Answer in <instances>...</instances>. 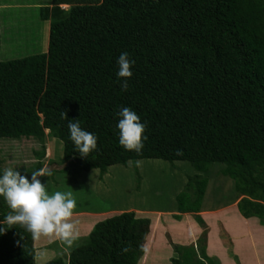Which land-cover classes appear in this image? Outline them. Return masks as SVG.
<instances>
[{
	"label": "trees",
	"instance_id": "trees-1",
	"mask_svg": "<svg viewBox=\"0 0 264 264\" xmlns=\"http://www.w3.org/2000/svg\"><path fill=\"white\" fill-rule=\"evenodd\" d=\"M79 1L40 7V19L49 21L45 52L0 61V140L58 139L59 170L72 184L83 172L98 169L101 177L129 161L188 162L198 173L187 177L173 217L192 214L202 230L194 243L172 244L169 262L219 264L205 251L208 229L198 213L207 178L200 173L223 164L239 213L264 226V0ZM29 26L27 33L37 31ZM122 52L135 61L126 91L116 76ZM124 107L146 123L139 153L118 143ZM70 120L97 136L86 157L69 139ZM34 153L22 175L43 169L44 148ZM10 211L0 198V222ZM150 225L134 211L113 214L96 222L66 260L44 264H138ZM4 227L0 264H34L31 234Z\"/></svg>",
	"mask_w": 264,
	"mask_h": 264
},
{
	"label": "rangeland",
	"instance_id": "rangeland-1",
	"mask_svg": "<svg viewBox=\"0 0 264 264\" xmlns=\"http://www.w3.org/2000/svg\"><path fill=\"white\" fill-rule=\"evenodd\" d=\"M76 2L80 1L76 0ZM61 5L63 8L69 6V4ZM16 7L2 14V26L5 30L0 42V61L40 53L47 49L49 24L47 29H41L42 31H38L40 29L38 24L37 31L32 30L29 35L30 30L27 33L26 28H32L29 26L30 21L37 25L40 21L38 12L30 10L28 14H24L23 10ZM34 33L36 40L35 44L31 45L34 42L32 39ZM42 147L45 152L41 159L43 169L47 166L51 171L49 175L38 177V179L42 183H47L48 193L71 191L73 198L77 201L75 209L96 210L107 215L136 211L142 217L149 218L163 213L164 217L175 219L171 212L178 214L176 197L183 191L187 177L198 173L186 161L140 159L129 161L125 165L116 164L108 167L103 179L98 178V169L83 172L78 182L72 184L68 181L67 175L59 170L63 166L62 143L50 136H45L42 145L36 140L26 138L0 140V158L2 159L0 169L23 170L21 168L27 167L36 160L34 152ZM222 167L223 164L214 163L209 171L200 173L207 178V187L202 200L205 207L223 204L236 195L232 180L220 173ZM154 223H158V218H154ZM154 223L147 238L145 256L139 264L146 260L153 236L159 238L160 244H156L153 250L159 260L153 259L151 264L170 263L166 258L167 254L172 251V244H177L168 233L159 234L157 230L159 225L156 226ZM206 227L208 229L207 224Z\"/></svg>",
	"mask_w": 264,
	"mask_h": 264
},
{
	"label": "crops",
	"instance_id": "crops-1",
	"mask_svg": "<svg viewBox=\"0 0 264 264\" xmlns=\"http://www.w3.org/2000/svg\"><path fill=\"white\" fill-rule=\"evenodd\" d=\"M50 1L51 0H0V25L3 23L2 14L16 6V8L23 10L24 14H28L30 10H34L37 11L39 15L40 7L50 6ZM38 24L40 28H38V31H42L41 29H47V24H49V22L40 19L37 25ZM30 33L31 32H29V35ZM106 172L100 179L106 176ZM97 176L99 178V174ZM232 198V200L216 206L205 207L202 203L198 214L208 226L205 251L208 256L216 257L219 260V264H264V226L259 223L256 217L244 218L241 216L236 206L238 198L236 195H233ZM135 213L137 216H141V214H138L136 211ZM174 214L175 213L171 212V215ZM110 215L113 214L107 215L89 209H74L71 220L75 224L76 231L79 233V238L74 241L72 245H68L54 235L41 236L38 239H33V246L35 248L34 264H44L48 260L56 257H61L66 260L71 248L79 244L80 241L88 235L93 225ZM164 215L162 213V215L159 216L155 214L154 217H149L151 220L150 231L154 223V218H158V223H154L156 226L159 225L157 229L159 231L158 233H168L174 239L175 243L185 245L197 239L196 237L200 234L201 229L193 219L192 214H182L180 220L167 218L164 217ZM149 232L147 234L148 236ZM158 239L159 238L155 236L151 239L149 253L142 264H151L153 259L159 260L153 251L156 244H160ZM144 256L145 252L142 258H144ZM172 256H174V254L171 251L167 254L166 258L170 259Z\"/></svg>",
	"mask_w": 264,
	"mask_h": 264
},
{
	"label": "clouds",
	"instance_id": "clouds-1",
	"mask_svg": "<svg viewBox=\"0 0 264 264\" xmlns=\"http://www.w3.org/2000/svg\"><path fill=\"white\" fill-rule=\"evenodd\" d=\"M62 7V5H60ZM63 8V7H62ZM135 61L127 52H122L117 58L118 71L116 76L121 80V89L127 90L128 79L132 77L131 68ZM116 128L118 130V143L126 151L141 152L147 136L144 135L146 123L130 108H121L118 113ZM66 113H61V119ZM69 139L75 150L81 156H87L97 149V136L81 128L78 120H70L67 124ZM50 169H37L31 176L22 175L13 168L0 169V198L4 200L11 210L4 220L0 222V234L5 232L4 224L8 228L13 225L23 227L31 234L33 239L41 236H56L61 241L72 245L79 238L75 224L71 218L77 201L71 191H55L49 194L47 183H42L38 177L50 174ZM127 251V249H123Z\"/></svg>",
	"mask_w": 264,
	"mask_h": 264
}]
</instances>
